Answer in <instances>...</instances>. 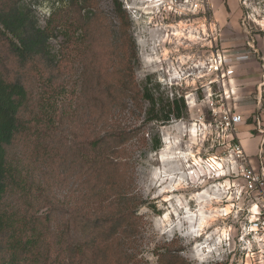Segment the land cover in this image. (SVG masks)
I'll return each instance as SVG.
<instances>
[{"label":"rangeland","instance_id":"obj_1","mask_svg":"<svg viewBox=\"0 0 264 264\" xmlns=\"http://www.w3.org/2000/svg\"><path fill=\"white\" fill-rule=\"evenodd\" d=\"M23 1L50 30L55 67L38 63L23 77L35 108L48 109L41 97L53 93L54 151H37L31 137L11 152L40 181L34 204L53 231L104 239L87 264H264V192L224 126L229 113L248 124L264 116V0H83L84 10L54 20L67 4ZM218 55L233 71L224 86L208 71ZM146 86L182 97L184 118L149 120ZM107 136L108 149L95 146ZM100 217L120 219L119 234L114 223L94 231L85 222Z\"/></svg>","mask_w":264,"mask_h":264},{"label":"trees","instance_id":"obj_2","mask_svg":"<svg viewBox=\"0 0 264 264\" xmlns=\"http://www.w3.org/2000/svg\"><path fill=\"white\" fill-rule=\"evenodd\" d=\"M57 1L67 6L53 13V20L60 13L68 12L66 9L84 10L86 7L82 5L83 0ZM115 6L122 14L118 1H115ZM80 19L87 20V16L82 15ZM50 39V30L39 25L33 10L23 0L0 2V264H87L90 255L94 257L104 248V239L77 242L64 230L61 234L53 231L50 214L39 215L40 208L34 204L42 196L40 181L33 182L32 175L11 152L18 140L33 137L37 151L53 154L54 149L50 146L53 140L49 137L55 128L50 111L53 93L47 92L48 95L41 97L48 109L43 106V101L39 109L35 108L33 94L23 77L24 72L38 63L48 68L55 67ZM13 66L17 70L11 73ZM38 69L42 70L41 67ZM143 91L142 97L151 105L147 112L149 120L165 124L173 118H184L187 107L182 97L164 100L156 97L147 86ZM119 136L112 135L117 139ZM110 137L95 141V146L104 145V149H108L104 142ZM161 145L160 139H156L153 149L157 151ZM102 157L101 168H110ZM13 196L20 201L19 205L13 206L8 202ZM124 216L129 219L126 225L132 224L133 211L126 212ZM85 222L93 225L94 231H100L102 225L114 223L117 235L122 228L117 217L85 218Z\"/></svg>","mask_w":264,"mask_h":264},{"label":"crops","instance_id":"obj_3","mask_svg":"<svg viewBox=\"0 0 264 264\" xmlns=\"http://www.w3.org/2000/svg\"><path fill=\"white\" fill-rule=\"evenodd\" d=\"M259 51L264 57V50ZM243 120L236 130L237 144L244 151L245 164L260 175L264 172V116H253L249 124L244 116Z\"/></svg>","mask_w":264,"mask_h":264},{"label":"built area","instance_id":"obj_4","mask_svg":"<svg viewBox=\"0 0 264 264\" xmlns=\"http://www.w3.org/2000/svg\"><path fill=\"white\" fill-rule=\"evenodd\" d=\"M224 58H222L221 55H218L217 57L214 58H210L209 60V68L208 71L209 72H213L216 73V76L218 78H220V80H222V85H226L225 84V79L228 76H231L233 74V71L227 70L224 71L223 69V60ZM210 97L212 98V94H210ZM243 117L237 113H233L232 115L227 114L226 118H225V122H224V126L226 130H231L232 132H236L237 127L239 126V124H241L243 122ZM234 153L235 155L240 158L245 160V154L244 151L242 149V147L239 144L235 145L234 148ZM213 161V159H208V163L211 166V162ZM213 163H215L213 161ZM247 174H248V178H250L252 180L251 183L256 184V185H260V187H262L263 192H264V172L262 171V173L260 175L256 174L253 170L248 169L247 170ZM263 204H264V197H263Z\"/></svg>","mask_w":264,"mask_h":264},{"label":"bare ground","instance_id":"obj_5","mask_svg":"<svg viewBox=\"0 0 264 264\" xmlns=\"http://www.w3.org/2000/svg\"><path fill=\"white\" fill-rule=\"evenodd\" d=\"M152 1V0H151ZM150 2V1H149ZM157 2V1H156ZM191 38H193V36H191Z\"/></svg>","mask_w":264,"mask_h":264}]
</instances>
